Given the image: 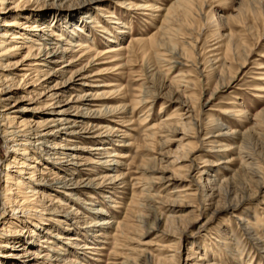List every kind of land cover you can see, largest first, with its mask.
<instances>
[{
  "label": "bare ground",
  "instance_id": "6f19581e",
  "mask_svg": "<svg viewBox=\"0 0 264 264\" xmlns=\"http://www.w3.org/2000/svg\"><path fill=\"white\" fill-rule=\"evenodd\" d=\"M72 1L78 3L77 10L83 11L81 14L83 25L74 26L67 33L49 24H37L36 20L32 23L23 20L31 16L30 14L24 15V11L36 10V7L42 2L55 5L51 8L57 12L60 7ZM105 1L0 0V126L3 127L1 140L6 155L10 156L13 152L21 156V160L14 157V164L11 167L6 164V167L3 168L2 162H0V176L3 177L5 183L0 196L3 205L8 206L5 214L1 211V217L6 220V227L5 234L0 236V264H89L85 262L84 251L89 250V254L99 256L102 245L106 243L102 239L114 240L123 237L125 232L129 230V219L135 217L129 214L126 208L121 214L122 217L118 219L115 215L116 212L111 214L94 202V195L99 194L97 192L102 194L100 196L103 201H107L106 198H108L105 193L110 195L118 193L119 183L123 184V181L119 182L118 180H122L123 176L117 178L112 175V172L117 170L118 166L123 165L124 159L129 156L127 150L118 153L114 146L122 143L123 139L130 138L128 131L131 130L132 117L150 102L148 100L149 95H147L149 91L146 87L145 90L139 91L138 98L134 100H127L125 93L117 96V103L113 106H104L106 109L102 114L97 108H94L100 103L97 101L107 98L99 90L112 87L115 89L113 92L116 93H120L122 90L121 85L118 84L119 78L113 79L114 82L106 83L105 77L120 75L121 71L130 65L129 53L133 51L134 45L128 43L127 46H122L117 43L118 41L113 34H118V37L122 36L124 32L126 33V30L124 31L126 27L125 23L114 13L105 10L107 14L103 15L99 21L87 15V12L94 5ZM147 1L129 0L121 3V7L127 11L139 10L141 14L149 15L151 24L156 18L161 19L153 34L138 40L136 37V40L132 42L140 45L143 52L154 48L159 49L157 54L159 57H163L161 60L168 57L170 65L168 68L184 66L185 62H190V67L197 70V66L191 61V56L182 47L179 49L172 46L167 49L164 48L163 44L159 45L158 40L160 38L171 40L182 35L177 23L179 22L178 16H183L185 20H188L190 13L200 10V8L202 10L203 7H209V0H173L167 8L163 9L159 7L158 3L152 5ZM237 11L238 13L248 12L253 18L258 19L260 17L261 19L263 17L264 20V0H242ZM200 14L206 18L204 12L201 11ZM54 19L55 17H53ZM86 23L93 24V29L99 32V36L105 42L111 43V46L100 51L94 50L90 38L91 33L84 29ZM183 43L190 46V43L186 41ZM226 44L227 51L230 50L234 55L242 50L240 44L237 42L232 44L231 39L227 40ZM217 48L219 47H215L213 50ZM104 56L107 57L104 58ZM16 57L18 59L15 60ZM213 60L215 58L209 59L207 62ZM245 60L242 58V64ZM215 62L218 63L215 67V83L207 101L219 88L229 86L231 80L235 78L234 74L225 76L227 66L224 62V55ZM82 63H85L84 66L72 71L74 67ZM210 67H213V64H210ZM258 68H264V65ZM70 72L72 77L66 80L64 84L59 86L55 84L43 90L55 77L62 78ZM171 82L174 81H169V83ZM188 82L193 81L188 80L182 86L187 88ZM33 87L42 90L39 91V101L35 104L44 103V107L38 109L36 105H32L33 101L27 102L26 99H18L13 104L7 105L6 102L18 90L26 91ZM86 87L95 91L96 94H85L84 97L73 94V92H78ZM68 88L73 90L71 91L72 94L66 91ZM66 94L70 98L68 103L59 104ZM160 96V93L152 94L151 102ZM182 98L179 105L177 104L169 114L161 119L163 123L154 124L149 128V130L152 129L150 134L145 135V139L148 141L146 145H149L152 137H165L166 134H169L170 138L166 143L176 142L177 147L182 150V156H174L172 162H186L183 165L186 171L185 177L190 180L187 186H179L180 188L174 191L172 199L177 200L199 195L205 201L207 198L212 200L214 197H217L218 200H228L237 191L245 194L248 192V195L242 196L241 200L224 206L225 210H233L240 208V203L244 199L245 202L260 196L261 188L264 185V169L261 166L262 162L264 164V107L256 111L253 116L256 122H251L249 126L244 127L243 130H238L237 133L233 128L229 129L227 133H236L232 140L237 141L241 147L238 152L241 155L238 170L235 173L232 172L229 180L233 179L235 182L236 177L239 176L237 179H242L243 187L236 186L238 181L232 183L235 185L233 187L227 178L212 175L207 178V184L212 186V188L209 187L211 192L206 194V191L200 190V188L202 177L209 174L207 160L200 155L196 158L192 157L195 146L188 139L198 138L202 144H212L210 151H207L209 153L215 151V148H218L217 151H219L228 147L222 141L223 137L227 135L223 130L229 127H227L228 124L223 117L212 118V114H208L205 121H198L193 114L194 105L192 106L188 102L183 93ZM185 104L186 109H184ZM70 105L77 107L80 113L75 112L76 114H73L68 108H64V106L69 107ZM163 105V103L160 105V109L163 108ZM236 114L237 111L231 112L233 116ZM72 115L77 116L73 121L69 119ZM44 116L47 117L43 119ZM119 118H122L123 121L121 127L126 129L115 130L111 128L110 123H117ZM144 120L139 119V122H144ZM89 122H97L99 126L93 128L88 124ZM178 134L181 136L178 137ZM199 134H202V137ZM86 138L97 143L86 146L77 144L78 140ZM252 144L261 149V155L249 151L248 146ZM123 146L129 148L132 146V142L125 141ZM82 153L89 154L90 157H86ZM222 161L220 160L217 165L221 164ZM37 165H41V168H38ZM91 167L102 168L107 172L103 177L109 178V181L102 183L87 178L77 181L72 176L77 175L82 170L92 171ZM10 170L15 173L10 174ZM33 170L37 173H33ZM239 172L244 173L242 178ZM168 180L171 181L172 179ZM117 182L119 183L117 184ZM192 184H198L196 191H194L197 194L190 191ZM120 186L124 187V184ZM83 190H88V193L91 194L87 195L88 200L73 195L74 193H81ZM15 194L17 197L13 198ZM71 199L77 201V204L86 210L85 213L95 217L87 225H81L79 229L73 228L75 232L79 230L82 236L87 237V240L93 241L80 243V235L77 233L75 236L68 237L47 231L48 237H41L40 232L44 229L43 226L54 224L70 228L69 221L80 214L72 206L74 203L70 205ZM131 202L132 199L129 204ZM117 204L114 206L115 208L124 209L121 202L118 201ZM260 204L263 205L261 210L264 212V195L261 197ZM218 210L217 207H214L210 214L213 215ZM107 215L109 217H104ZM177 217V215L169 212L166 215L161 214L156 221L157 223L163 222L161 230L163 235L173 237L174 242L166 251L177 250L180 246L183 230L178 231L176 229ZM235 219L239 226L241 225L244 235H251V231H254V224L259 222L256 214H251L250 211H243ZM18 222L27 223L29 226L26 224L20 226ZM30 225L37 229L31 228ZM173 229L177 232H173ZM26 237L31 239H27L25 242V245H28L26 251L21 254L14 253L13 240L17 241L19 238L25 240ZM98 238L101 239L98 240ZM250 239L252 241L259 240L256 236H251ZM216 241L209 244V250L206 252L196 243L193 244V248L188 246L190 255L183 264L187 262L188 264H223L219 257L222 253L229 256L234 255L236 262L243 261L241 259L244 249L235 248L238 244L237 241L235 243L228 242V244H220L219 240ZM68 246L73 247V251L72 249L70 251ZM260 249L264 253V248ZM139 251L142 256L145 255V264H161L162 262L163 264L164 262L172 264L171 262H175V253L165 254L162 258L156 257L154 262V257L149 251L145 249ZM67 254L70 255L67 256ZM81 256H84V259H81ZM87 258L90 259V257ZM93 260L97 259L94 258Z\"/></svg>",
  "mask_w": 264,
  "mask_h": 264
},
{
  "label": "rangeland",
  "instance_id": "374dc122",
  "mask_svg": "<svg viewBox=\"0 0 264 264\" xmlns=\"http://www.w3.org/2000/svg\"><path fill=\"white\" fill-rule=\"evenodd\" d=\"M127 1L129 0H106L104 3H97V5H94L87 12V15L99 21L103 15L107 14L105 10L114 13L125 23L126 27L124 28L126 33L124 32L122 36L118 37V34H113L118 41L117 43H120L122 46H127L128 43L134 44L133 51L129 53L131 59L130 65L126 66L125 69L121 71L120 75L115 74L114 76L110 75L109 77H105L106 83L114 82L112 81L113 79L119 78L118 84L121 85L122 90L120 93L113 92L115 91L113 87L99 90V92L102 91L105 95L103 96L107 98L97 101L100 103H98V106H94V108H97L102 114L106 109L104 106L115 105L117 103V96L123 93L127 95V100H134L138 98L139 91L145 90L146 87L149 91L147 94L149 95V104L147 103L143 108L139 109L132 117L131 130L128 131L130 138H125L118 146H114L116 152L121 153L127 150L129 156L124 159L123 165L118 166V169L112 172V175L117 178L123 176V179L118 181H123L124 187L120 186L123 184L117 182V184L119 183L118 187H120L117 188L118 193L115 195L105 193L108 196V198H106L107 201H103L100 192L94 195L95 204L111 212V214H115L116 212V218L120 219L122 217V212L125 211L126 208L129 214L135 217L129 219V230L125 232L123 237L114 240L102 239L105 240L106 243L102 245L99 256L89 254V250L84 251L86 256L85 262L89 264H145V255L142 256L139 251L140 249H145L152 254L154 262L156 257L162 258L165 254L175 253V262L171 263L183 264L190 255L188 246L193 248V244L196 243L198 247H202L203 251L205 250L206 252L209 250L208 247L211 242L219 240L220 244H228V242L235 243L237 241L238 244H236L235 248L240 247L244 249L241 259V261L243 260L242 262H236L234 255L229 256L225 255V253L220 254L219 257L223 264H264V253L260 249L264 248V212L261 210L263 205L260 204L261 197L264 195V185L261 188L260 196L253 200L248 199L245 202L244 199L240 203V208L233 210H225L224 206L228 203L241 200L242 196L248 195V192L245 194L237 191V193L233 194L228 200H218L217 197H214L212 200L207 198L205 201V199H201L199 195L174 200L172 199L174 197V191L180 188L179 186H187L190 180L188 177H185L186 171L183 165H185L186 162H172L174 156H182V150L177 147L178 145L176 142H172L171 144L166 143L168 138H170L169 134H166L165 137H152L148 143L149 145H146L148 141L145 139V135L150 134L152 131V129L149 130V128L154 124L163 123L161 119L169 114L177 104L179 105V101L183 99L182 93L186 96L188 102L192 106L194 105L193 114L198 121H205L208 114H212V118L216 116L223 117L228 124L227 127H229L223 130L226 134L231 128L235 129L237 133L238 130H243L244 127L249 126L251 122H256L253 116L256 111L264 107V68H258L264 65L263 17L261 19L260 17L256 19L248 12L238 13L237 10L242 4V0H209V7H203L202 10L200 8V10L198 9L190 13L188 20H185L183 16H178L179 22L177 23L179 24L180 33H182V35L171 40L160 38L158 43H160L159 45L163 44L164 48L167 49H170L172 46L179 49L182 47L183 50L187 51L191 56V61L198 69L194 70L190 67L191 63L185 61V64H183L184 66L168 68L170 67L168 57L161 60L163 57H159L157 54L159 49L154 48L147 52H143V48L140 45L136 42H132L136 40V37L138 40L153 34L156 27L159 26L161 19L156 18L151 24L149 15L141 14L139 10L132 12L127 11L124 7H121V3ZM133 1L139 2L141 0ZM172 1L173 0H158L156 2L155 0H148L147 2L152 5L158 3L159 7L163 9L167 8ZM77 5L78 3L76 1H72L60 7V10L56 12L51 8L55 7V5L42 2L36 7V10L24 11V15L27 16V14H30L31 16L23 20L30 23L36 20L37 24H49L67 33L71 31V28L74 26L83 25V23H81L83 20L81 14L83 11L77 10ZM37 8L40 9L38 10ZM201 11L204 12L206 18L200 14ZM53 17H55L54 20ZM85 25L86 27L84 29L91 33L90 38L94 50L100 51L108 48L107 46H111V43L105 42L103 38L99 36V32L93 29V24L86 23ZM229 39L232 40V44L233 42L239 43L242 49L235 55L230 50L227 51L226 42ZM183 41L190 43L191 47L184 45ZM215 47L219 48L213 50ZM222 55H224V62L227 66L225 76H232V74H234L235 78L231 80L229 86L219 88L207 101L208 95L215 83V67L218 65L215 61L221 58ZM105 57L107 56H104V58ZM212 58H215V60L207 62V60ZM242 58L246 59L243 64ZM16 59H18V57H16L15 60ZM84 64L85 63H82L74 67L72 71H76L84 66ZM210 64H213V67H210ZM71 77V72L65 74L62 78L55 77L43 90L55 84L57 86L62 85L66 80L71 79ZM188 80L193 82H188V87L184 88L182 84H185ZM169 81L174 82L169 83ZM69 89L71 88H68L66 91L72 94L71 91L73 90ZM39 91L42 90L35 89L34 87L26 91L18 90L6 103L10 105L18 99H26L27 102L33 101L32 105H36V108L40 109L44 107L45 104H35L39 101ZM156 93H160L161 96L155 98L151 102L152 94ZM73 94L84 97L85 94L95 95L96 92L86 87L78 92H73ZM69 99L68 94H66L59 104H66ZM162 103L164 105L163 108L160 109ZM74 106H64V108H68L73 114L80 113V110L78 111V108ZM184 109H186V104ZM233 111H237V114L234 116L231 115ZM46 117L47 116H44L43 119ZM76 117L77 116L72 115L69 119L73 121ZM139 119L145 120L144 122H139ZM122 123V118H119L117 123H110V126L115 130L119 128L126 129L121 127ZM88 124L93 126V128L99 126L97 122H89ZM2 128L3 127L0 126V162H2V167L4 168L6 164L10 167L14 164V157H18L21 160V156L13 152L10 156L5 154L1 140ZM256 129L258 130L259 128ZM236 133L227 134L226 137H223L222 142L224 145L228 146L227 148L220 149L219 151H217L218 148H215L216 150L210 153L207 151H210V146H212V144H202L201 140L198 138L188 139L195 146L192 157L196 158L200 155L207 160L209 174H205L204 177H202V185L200 188V190H205L206 194H210L211 192L210 188H212V186L207 184V178H210L212 175H218L220 178H227L228 182L233 185L232 183L234 180H229V178L232 172H237L241 158V155L238 153L241 147L237 141L232 140ZM199 135L202 137V134ZM179 136H181V134H178V137ZM89 140L88 138L81 139L78 140L77 144L86 146L97 143ZM125 141L132 142V146L129 148L123 146ZM248 148L250 152L261 155V149H259L257 145L252 144L249 145ZM82 154L86 157H90L89 154ZM220 160H223L222 163L217 165ZM37 166L41 168V165ZM261 166L264 169L263 162ZM91 169L93 170H82V172L72 176H74L77 181L83 178H87L88 180L95 179V182L102 183L109 181V178L103 177L107 172L102 168L98 169L96 167H91ZM12 170H10V174L15 173ZM33 173L37 172L33 170ZM239 174L242 178L244 173L239 172ZM238 177H236L234 183L238 181L236 186L242 188V179L238 180ZM97 178L100 179L97 180ZM168 179L172 180L169 181ZM4 184L3 177L0 176V192ZM234 186L235 185H233V187ZM196 187H198V184H192L190 186V191L197 194V192H194L196 191ZM73 195L88 200L87 195L91 194L88 193V190H83V192L78 194L74 193ZM15 197H17L16 194L13 198ZM131 199L132 202L129 204ZM118 201L121 202V206H124V209L114 207ZM71 204H73L72 206L80 213L75 219L69 221V227L72 229L54 224L43 226L44 229L40 232L41 237H48L47 231L56 232L62 236L68 237L75 236L77 233L80 235V243H90L93 241L87 240V237L82 236L79 230L75 232L74 229H79L81 225H87L91 220L95 219V217L85 213L86 210L83 209L81 205L79 206L77 201L71 199L70 205ZM7 207V205H3L0 196V236L5 234L6 227V220L1 217V211L5 214L7 212ZM202 207L206 210H201L203 209ZM214 207H217L219 210L211 215L210 212ZM243 211H250L251 214H256L259 221L258 224H254V231H251L253 235H244L241 230V225L239 226V223H237L235 219V217ZM169 212L178 216V221L175 225L176 229L178 231L183 230L179 248L172 251L166 250L173 244V237L163 235L161 232L163 222H156L161 214L166 215ZM85 214L86 217H84ZM109 215L104 217H109ZM189 222H191V224L188 225ZM18 224L20 226H24L25 224L29 226L27 223L18 222ZM30 227L34 228V226L31 225ZM177 230L173 229L172 231L177 232ZM251 236H256L259 240L252 241L250 239ZM27 239L31 240L28 237H26L25 240H20V238L17 241L13 240L12 244L15 247L13 248L14 253L21 254L26 251L28 248V245H25ZM99 239L101 238H98V240ZM68 249L70 251L72 249L73 251V247L71 248V246H68ZM236 251L237 250H235V252ZM69 255L70 254H67V256ZM83 257L84 256H81L80 258L84 259ZM87 257H90V259ZM94 258L97 260H93ZM161 264H163V262ZM164 264L166 263L164 262ZM185 264H188V262Z\"/></svg>",
  "mask_w": 264,
  "mask_h": 264
}]
</instances>
